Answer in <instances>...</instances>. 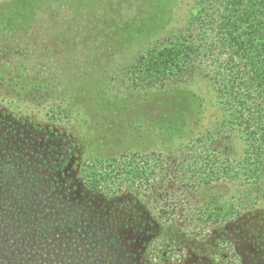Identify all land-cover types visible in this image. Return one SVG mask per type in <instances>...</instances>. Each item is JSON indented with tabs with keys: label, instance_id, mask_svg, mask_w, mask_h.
I'll return each instance as SVG.
<instances>
[{
	"label": "rangeland",
	"instance_id": "374dc122",
	"mask_svg": "<svg viewBox=\"0 0 264 264\" xmlns=\"http://www.w3.org/2000/svg\"><path fill=\"white\" fill-rule=\"evenodd\" d=\"M188 2L0 0V111L66 138L70 152L57 171L58 192L86 214L83 220L74 218L76 226L81 220L88 227L70 231L72 235L58 233L56 241L47 234L23 249L2 238L7 232L1 228L0 264H218L220 256L229 258L233 251L238 255L234 263L264 264V200L210 229L205 238L186 237L182 246L167 252V261L157 263L149 261V245L159 242L168 229L154 203L131 194L108 198L86 188L80 179V167L89 154L166 151L202 131L216 115L213 91L200 77L128 94L112 86L107 91L105 86L106 74L125 65L138 44L162 33L169 23L182 22ZM156 12L162 17L171 12V21L150 28ZM37 76L39 88L34 86ZM115 76L110 82L118 83L121 71ZM232 192L231 183L220 182L202 189L198 197L226 198ZM104 225L103 235L113 240L100 243L97 231ZM139 226L150 233L145 235ZM91 232L100 242L93 241Z\"/></svg>",
	"mask_w": 264,
	"mask_h": 264
},
{
	"label": "trees",
	"instance_id": "16d2710c",
	"mask_svg": "<svg viewBox=\"0 0 264 264\" xmlns=\"http://www.w3.org/2000/svg\"><path fill=\"white\" fill-rule=\"evenodd\" d=\"M171 15L156 12L150 28L165 26ZM169 24L138 44L125 65L106 74V90L112 86L128 94L200 77L213 91L216 115L202 131L169 150L89 154L80 167V179L93 192L108 198L131 194L154 203L168 229L149 245V261L157 263L167 261V252L182 246L186 237L205 238L210 229L264 200V0H189L182 22ZM119 71L121 80L110 82ZM40 78L34 83L38 88ZM51 112L53 118L58 115L54 105ZM27 122L0 111V230L7 232L2 238L16 241L20 249L47 234L56 241L58 233L88 229L81 221L86 214L58 192L57 171L69 156L68 141L36 123L27 127ZM220 182L233 186L229 197H198L202 189ZM74 218L81 219L79 226ZM140 226L139 231L150 233ZM105 230L97 231L101 242L92 232L89 236L97 243L111 242ZM232 255L220 256L218 264H239L233 261L238 255Z\"/></svg>",
	"mask_w": 264,
	"mask_h": 264
}]
</instances>
